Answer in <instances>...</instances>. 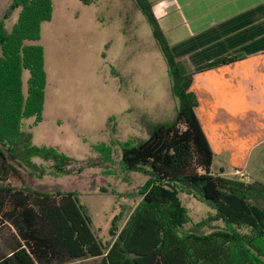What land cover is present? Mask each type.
I'll use <instances>...</instances> for the list:
<instances>
[{"label":"trees","instance_id":"1","mask_svg":"<svg viewBox=\"0 0 264 264\" xmlns=\"http://www.w3.org/2000/svg\"><path fill=\"white\" fill-rule=\"evenodd\" d=\"M134 2L152 26L178 101L173 120L153 124L149 136L136 145L122 144L123 171L148 177L138 191L140 202L121 229L116 225L120 217H115L112 239L103 241L93 229L92 215L79 191H44L25 185L22 170L35 177L82 172L73 167L75 158L53 146L34 145L32 133L18 125L3 131L0 115V228L7 225L10 232L9 241L0 242V264H70L88 258H99L98 264H207L211 258L214 264L218 260L264 264V181L212 172L214 152L195 112L196 96L190 91L193 76L179 66L149 0ZM12 7L21 10L11 31L2 28L9 39L3 45L12 44L6 57L16 59L19 72H32L29 102L32 111L41 114L43 51L25 41L40 40L41 24L52 19V0H13ZM240 58L234 55L223 61ZM21 82L19 76L17 85ZM95 146L104 152L109 147ZM194 154L201 160L195 168L191 166ZM36 157L51 165L36 163ZM15 176L22 178V186L10 182ZM181 193L194 196L212 211L194 222ZM217 221L224 225L215 227L226 237L208 257L205 245L210 242L204 228Z\"/></svg>","mask_w":264,"mask_h":264},{"label":"rangeland","instance_id":"2","mask_svg":"<svg viewBox=\"0 0 264 264\" xmlns=\"http://www.w3.org/2000/svg\"><path fill=\"white\" fill-rule=\"evenodd\" d=\"M12 2L0 0L3 131L18 125L21 131L32 133L34 145L53 146L75 158L73 167L82 168V172L35 177L22 170L25 185L44 191H79L81 201L92 215L95 233L103 241H109L115 217H120L116 225L121 229L140 202L139 188L148 179L140 173L123 171L119 163L122 144H138L149 136L153 124L170 122L176 115L178 101L171 90L165 58L152 26L134 0H52V19L41 24L40 40L25 41L38 44L43 51V109L41 114H35L29 102L32 72L29 69L19 72L16 59L6 57L12 44L3 45L9 39L2 28L11 31L21 10L12 7ZM19 76L21 85H17ZM97 144L109 147L104 152ZM258 152L252 157L251 169L264 166V158L261 160ZM224 159L217 156L211 167L214 172L221 170ZM33 160L47 167L51 165L38 157ZM200 162L194 154L191 166L195 168ZM229 177L246 178L240 174ZM10 182L23 185L22 178L16 176ZM180 196L194 222L212 211L192 195ZM212 225L204 228L210 242L205 245L208 257H212L217 243L226 237L215 227L223 223L217 221ZM9 233L7 225L1 226L0 242L9 241ZM73 264L95 263L88 258ZM207 264H214L212 258ZM216 264L223 263L218 260Z\"/></svg>","mask_w":264,"mask_h":264},{"label":"crops","instance_id":"3","mask_svg":"<svg viewBox=\"0 0 264 264\" xmlns=\"http://www.w3.org/2000/svg\"><path fill=\"white\" fill-rule=\"evenodd\" d=\"M149 2L179 66L193 76L190 91L213 163L227 158L219 172L211 170L264 181L262 164L251 169L257 150L264 158V0ZM234 55L242 58L224 63Z\"/></svg>","mask_w":264,"mask_h":264},{"label":"built area","instance_id":"4","mask_svg":"<svg viewBox=\"0 0 264 264\" xmlns=\"http://www.w3.org/2000/svg\"><path fill=\"white\" fill-rule=\"evenodd\" d=\"M234 174H235V175H238V174H240V171L236 170V171L234 172Z\"/></svg>","mask_w":264,"mask_h":264}]
</instances>
